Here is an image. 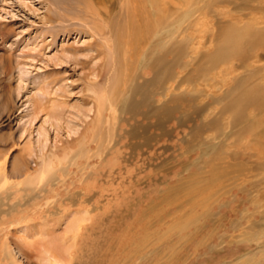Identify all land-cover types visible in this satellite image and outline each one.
<instances>
[{"label":"rangeland","instance_id":"rangeland-1","mask_svg":"<svg viewBox=\"0 0 264 264\" xmlns=\"http://www.w3.org/2000/svg\"><path fill=\"white\" fill-rule=\"evenodd\" d=\"M82 5L0 0V264L6 245L20 264L50 248L67 264H264V97H248L264 51L241 66L264 0H189L183 56L166 47L167 75L124 94L135 113L118 98L108 128Z\"/></svg>","mask_w":264,"mask_h":264},{"label":"bare ground","instance_id":"bare-ground-1","mask_svg":"<svg viewBox=\"0 0 264 264\" xmlns=\"http://www.w3.org/2000/svg\"><path fill=\"white\" fill-rule=\"evenodd\" d=\"M188 1L189 0H173V2H169L168 0H117L119 11L116 16L112 17L111 9L108 8L103 1L80 0L83 5L79 8L81 12L79 20L88 27L89 33L95 39V45L97 46L95 52L96 56L94 58L99 57L105 60L100 70L95 74V79L100 81L102 75L107 77L104 92H109L111 94L110 97L109 94L101 97L97 95V92L92 90L93 95H97L98 98L100 97L96 113L101 127L106 126V128H108L111 126L114 110L117 112L116 101L118 98L119 104L120 102L123 103L124 98H127V96L125 97L124 95L126 92L128 95H130L131 92L140 93L146 85L140 88V85L137 86V84L142 79H148L150 73L154 70V62L157 61L159 57H162L166 61L168 60V54L170 52L168 49H165L166 47L177 41L178 43L175 45L178 47L179 53L182 55V52H185V24L188 22V14L186 11ZM252 15V13H249L246 15V18L251 19L253 26L257 27L259 24L264 23V18L253 19L251 18ZM237 19L238 18H233L229 21L235 22ZM263 30L264 27L255 29L253 32L256 34ZM261 49L264 51V44L257 42L250 47L247 55L248 59H246V63L244 62L245 64L241 65L245 70L248 71L250 68L249 66L256 63V54L259 53L260 51L258 52V50ZM182 56L179 58L181 59ZM164 60H159L155 63V66H157L159 70H154L157 79H164L167 75L163 70H167L169 64ZM184 66L185 64L182 68ZM252 73H254V75H249V77L256 76V79L253 81L254 83H251L252 87L250 88H252L253 92L250 93L251 95L248 97L256 102L264 97L263 83L257 85L264 74L261 75L258 70ZM134 83L137 86H135L136 88L133 87ZM161 86L162 85L159 87L160 89ZM249 86L251 85L249 84ZM253 88H255V91ZM169 90L170 88H168L167 84H164L162 93H165V95L161 96V98H165L166 100L169 97ZM232 90L233 88L227 89L224 94L229 96ZM241 93L243 94V91ZM230 96H232V94ZM128 98L126 101H128ZM145 101L149 105L156 102L154 95ZM258 105L259 107L256 108H264V105ZM127 106V111L125 110L126 113H135L138 109V105L129 103V101ZM236 109H241V106ZM106 116L109 117L107 121H105ZM47 166V163H42L39 176H43L44 169ZM3 252L5 259L9 260V264H20L16 259L14 251L8 247V245L5 246ZM63 252L64 251L59 248L45 250L43 258L40 259L37 264H67L66 260L63 258Z\"/></svg>","mask_w":264,"mask_h":264}]
</instances>
